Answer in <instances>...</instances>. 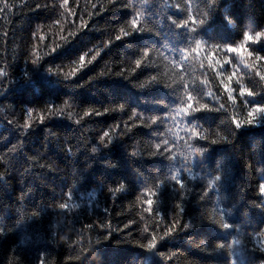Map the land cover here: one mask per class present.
<instances>
[{
  "label": "trees",
  "instance_id": "16d2710c",
  "mask_svg": "<svg viewBox=\"0 0 264 264\" xmlns=\"http://www.w3.org/2000/svg\"><path fill=\"white\" fill-rule=\"evenodd\" d=\"M0 264H264V0H0Z\"/></svg>",
  "mask_w": 264,
  "mask_h": 264
}]
</instances>
